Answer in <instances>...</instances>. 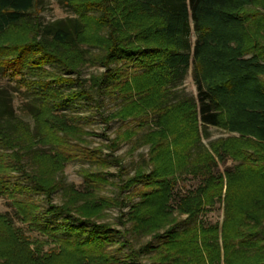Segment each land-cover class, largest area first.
I'll return each instance as SVG.
<instances>
[{
    "label": "trees",
    "instance_id": "trees-1",
    "mask_svg": "<svg viewBox=\"0 0 264 264\" xmlns=\"http://www.w3.org/2000/svg\"><path fill=\"white\" fill-rule=\"evenodd\" d=\"M61 1L76 18L42 30L27 18L38 12L37 0H0V71L30 73L29 85L41 99L33 130L11 113L3 121L0 113V196L57 248L31 250L0 214V264H264V0ZM106 26L108 35H100ZM81 44L99 49L88 60L107 67L90 78L94 89H51V83L73 82L62 73L84 60ZM189 65L196 99H174L172 89ZM93 91L118 101L113 116L134 125L126 139L135 128L149 129L141 137L150 146L152 168L140 167L116 185L126 192L119 203L97 194L108 182L101 173H82L84 192L57 178L79 155L71 141H80L77 125L57 109ZM209 126L233 136L204 145ZM228 159L235 164L219 172L218 164ZM184 175L198 184L172 206ZM59 189L61 205L45 208L42 203ZM216 202L222 203L221 222L200 221ZM117 204L128 205V233L149 236V242L136 249L128 239L114 240L117 232L100 220L106 207ZM50 214L64 217L53 224L46 220Z\"/></svg>",
    "mask_w": 264,
    "mask_h": 264
},
{
    "label": "rangeland",
    "instance_id": "rangeland-1",
    "mask_svg": "<svg viewBox=\"0 0 264 264\" xmlns=\"http://www.w3.org/2000/svg\"><path fill=\"white\" fill-rule=\"evenodd\" d=\"M37 13L29 14L27 18L34 19L40 24L42 30L46 28L61 27L66 23H71L75 18L72 9L61 0H37ZM261 10V8L256 7ZM264 12V8H263ZM35 16V18H34ZM109 26L99 30L102 36L108 35ZM195 34L190 31V43L193 45ZM78 50L85 52L83 59L74 69H70L66 73H62L63 77L72 79V83L60 84L51 83L49 87L56 89L60 87L62 93L71 91H91L90 78L105 72L106 66L99 62L89 61L92 54H99L97 48L88 47L81 44ZM47 70L53 71L50 65L44 66ZM69 69V68H68ZM191 65L182 80L181 84L172 89L173 98H193L196 99L197 92L191 78ZM32 79L30 73L25 72L20 77H11L10 71H0V113L4 115L3 121L8 119V115H13L18 120L28 125L30 130L34 129V121L32 115L36 113L40 106V97L37 96L36 90L29 85ZM38 92V91H37ZM116 100H110L108 96L94 91L89 96L77 98L71 102H62L58 107L56 114L67 115L69 124H76L78 132L76 134L80 141L72 140L71 143L78 145V156L75 159L64 164L62 171L57 173L58 180H61L65 187H72L74 190L84 192L86 186L84 183L83 172H91L95 175L101 173L108 182L101 184L97 189L98 195L113 198L117 203L122 201L123 195L126 192H118L117 186L131 177L136 169L143 168L146 172L151 170V164L148 162L149 144L141 137L143 133L149 132L146 126L138 127L133 130V135L128 139L124 137L125 130L128 127L134 126L131 123H120L114 116L113 112L117 108ZM5 124V123H4ZM148 125V124H147ZM152 125V123H150ZM155 127L151 126V130ZM157 128H155L156 130ZM208 137L202 138V143L207 145L209 141L217 138H225L233 136L220 128L209 126L206 130ZM112 141V142H111ZM42 151H49L48 146L38 145ZM86 153L92 155V158L85 156ZM93 159L104 160V163H97ZM25 160H22L23 163ZM235 163L228 159L224 163L218 164V171L222 172L225 168H231ZM198 184L196 178L188 175L181 176L173 190L174 197L171 200V205L174 206L177 199L193 190ZM61 190L55 192L50 203L43 202L45 208L50 206H60L62 203ZM33 197L36 198L35 195ZM136 201V199L132 200ZM128 212V205L120 206L110 205L103 210V219L100 222L108 223L111 228L117 232L114 233V240L123 241L128 239L132 247L138 248L141 245L150 241L149 236L133 235L128 233L129 223L125 221L123 215ZM0 214L5 215L12 226L19 230L28 242V246L33 251L41 253L56 250V246L51 243L46 237L30 230L27 224L19 219L11 201L5 196H0ZM176 216V211L173 212ZM63 215L50 214L46 220L50 223H60ZM75 217V216H74ZM223 217L222 203L216 202L211 208L207 209L199 216V220L205 224L220 223ZM185 218L184 216L181 217ZM125 223V225H123ZM125 243V242H124ZM116 243L108 247L111 250L116 247ZM128 246L125 243L122 252L126 253Z\"/></svg>",
    "mask_w": 264,
    "mask_h": 264
}]
</instances>
